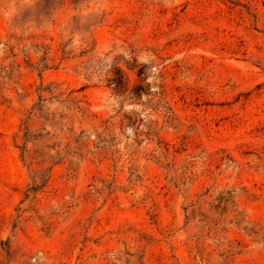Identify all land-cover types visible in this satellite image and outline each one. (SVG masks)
<instances>
[{"label": "rangeland", "instance_id": "1", "mask_svg": "<svg viewBox=\"0 0 264 264\" xmlns=\"http://www.w3.org/2000/svg\"><path fill=\"white\" fill-rule=\"evenodd\" d=\"M0 264H264V0H0Z\"/></svg>", "mask_w": 264, "mask_h": 264}, {"label": "trees", "instance_id": "2", "mask_svg": "<svg viewBox=\"0 0 264 264\" xmlns=\"http://www.w3.org/2000/svg\"><path fill=\"white\" fill-rule=\"evenodd\" d=\"M116 75H117V77H116L115 79H112V80L110 81V84H111V85H114L115 89H118V88H120L121 85H122L120 72L117 71ZM141 75H142V72H141V70H139V71H138V76L140 77Z\"/></svg>", "mask_w": 264, "mask_h": 264}]
</instances>
